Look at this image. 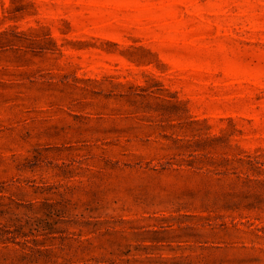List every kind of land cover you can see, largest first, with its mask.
I'll use <instances>...</instances> for the list:
<instances>
[{
    "label": "rangeland",
    "instance_id": "rangeland-1",
    "mask_svg": "<svg viewBox=\"0 0 264 264\" xmlns=\"http://www.w3.org/2000/svg\"><path fill=\"white\" fill-rule=\"evenodd\" d=\"M0 264H264V0H0Z\"/></svg>",
    "mask_w": 264,
    "mask_h": 264
}]
</instances>
